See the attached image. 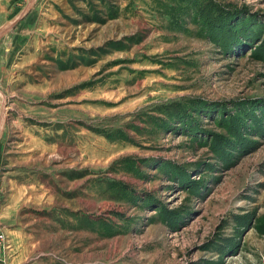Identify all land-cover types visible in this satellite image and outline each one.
<instances>
[{"label": "rangeland", "instance_id": "374dc122", "mask_svg": "<svg viewBox=\"0 0 264 264\" xmlns=\"http://www.w3.org/2000/svg\"><path fill=\"white\" fill-rule=\"evenodd\" d=\"M0 264H264V0H0Z\"/></svg>", "mask_w": 264, "mask_h": 264}]
</instances>
